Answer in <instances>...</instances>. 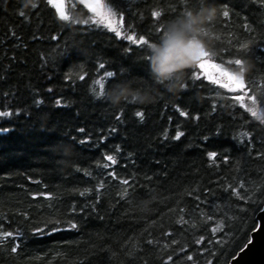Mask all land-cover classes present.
<instances>
[{"label":"trees","instance_id":"16d2710c","mask_svg":"<svg viewBox=\"0 0 264 264\" xmlns=\"http://www.w3.org/2000/svg\"><path fill=\"white\" fill-rule=\"evenodd\" d=\"M104 1L124 18L126 34L150 43L169 20L200 6ZM209 3L219 9L211 59L232 72L238 66L229 60L250 61L244 93L257 98L260 115L205 78L174 95L163 92L153 104L113 107L97 99L96 82L107 90L106 73L121 68V80L149 81L148 46L115 36L77 0H67V21L48 0H0V264H231L250 245L264 210V0ZM153 11L164 13L160 31ZM137 110L145 112L142 121ZM177 131L184 132L180 140L172 139ZM73 137V148L50 150ZM108 154L115 165L103 158ZM69 219L79 228L68 229ZM56 220L62 230L51 232ZM35 227L46 234H33Z\"/></svg>","mask_w":264,"mask_h":264},{"label":"clouds","instance_id":"9594fccd","mask_svg":"<svg viewBox=\"0 0 264 264\" xmlns=\"http://www.w3.org/2000/svg\"><path fill=\"white\" fill-rule=\"evenodd\" d=\"M199 5L196 9L186 8L169 20L158 40L150 44L147 57L150 80L118 81L106 90L108 103L113 107L124 103L149 105L157 102L163 92L174 95L184 89L188 71L197 63L192 58L193 51L202 49L212 56L218 54L213 46L212 26L219 9L209 0H199ZM250 69V61L243 59L233 73L245 80Z\"/></svg>","mask_w":264,"mask_h":264},{"label":"snow or ice","instance_id":"6c2138e0","mask_svg":"<svg viewBox=\"0 0 264 264\" xmlns=\"http://www.w3.org/2000/svg\"><path fill=\"white\" fill-rule=\"evenodd\" d=\"M48 3L52 4L53 0H48ZM25 7H27V5H25ZM32 7L36 8L37 5L33 4ZM88 7H89L90 11L93 12V13H96L98 11L97 8H94L91 5H89ZM113 11H114L113 9L109 8V12L110 13H112ZM163 14L164 13H162L160 11H153L151 13L152 18L156 22V27H155L156 31H160L161 30L159 28V19L162 17ZM101 15H103V13H101ZM222 15L224 17H228L229 13H228V11H223ZM19 16L20 17H24L25 13L23 11H21V12H19ZM59 18L61 20H64V21H67L69 19V17L65 13H60L59 14ZM120 19H121V23H125L123 17H121ZM77 23H79V21H77ZM87 23H88V21H84V24H87ZM97 23H99V21H97ZM109 27H110V25H109ZM112 31L114 32L115 36L121 37L123 39H126V40L130 41L132 44L144 45V46H148V47L151 44L150 41H149V38L146 35L137 36L136 34H125L122 31H116L115 28H113ZM53 39H56V37H53ZM240 48H241V50L247 49L248 45L247 44H243V45L240 46ZM126 51L131 52L132 49L129 48ZM195 55L199 56V59H197V63L195 64V66L188 71V77H187V80L185 81V84H184V89H186V90L187 89H191V88H193V87H195L197 85H203L204 84V78L199 75V70L200 69H206L208 67V65L206 63H204V62H201V61L209 60L212 57V55L210 53H208V52H205L203 55H200L197 52V53H195ZM228 55H231V53H228ZM242 60H243L242 58H235L234 60H229L228 63L238 66V65H240L242 63ZM100 67L103 68L104 65L101 64ZM211 67L215 68L217 73L219 74V79H217L211 73H207V79H208V81H209V83L211 85L219 86V87H221L223 89H226V90H229V91H237V90H245L246 89L247 85H246L245 80L239 79L233 72H231V71L227 70L226 68L222 67L220 64H211ZM123 72H125V69L121 68L120 69V73H123ZM120 73H116V72H113V71H108L106 73L107 77L112 78V80L109 81V85L110 86L114 85L115 83H117L118 81L121 80ZM79 78H80V80H83L85 77L83 75H81ZM69 79H70V77H69ZM96 83H98L99 86H100V91L97 93V99L104 98L105 95H106V86L103 83H101L100 81H97ZM52 91H53V89H51V88L48 89V92H52ZM93 91H96V90L93 89ZM234 99L241 100V99H243V97L237 95L236 97H234ZM251 99H252L253 103H257V98L255 96H252ZM62 100H63L62 97L56 99L55 100V105H58V106L62 105ZM37 103H43V101H37ZM260 103L264 104V99L260 100ZM174 106L176 107V110L179 112V114L181 116L187 117L189 115V112L183 110L180 106H178V105H174ZM249 111H251V110L249 109ZM251 114L253 116H256L255 112H252ZM0 115H5V113H0ZM134 115L136 117H139L140 120L142 121L144 119V117H145V112L137 110V111H135ZM122 117H123V109H119L117 111V113L114 114V119H116L119 122V121H121ZM193 118L196 119V120H199L200 116L196 115ZM262 122H264V119H262ZM78 131L80 133H83V132H85V129L83 127H81V128L78 129ZM110 131L111 132H115V131H117V129L116 128H112V129H110ZM220 131H221L220 129H217V134H219ZM182 136H184V132L183 131H177L175 136L172 137V139L180 140V138ZM90 138L91 137H88L87 139H84V140H80L79 143L80 144H86L88 142V139H90ZM101 139L105 140V139H107V137H103L102 136ZM164 139L167 140L168 136L165 135ZM205 139H208V137H205ZM74 142H75V138L74 137L71 140H68V141H63V140L62 141H57L53 145L50 146V150L53 151V152H56L58 149L66 147V146H69V147L73 148L74 147ZM118 150H119V147L117 146V151ZM216 155H217L216 152H209L208 153L209 157H216ZM103 158L106 159L107 161H110L111 164H113V165H115L117 163L116 158L113 155H111V154L105 155ZM104 167L107 168L108 165L105 164ZM112 175H115V173H113ZM122 183H123V185L128 186L130 184V181L128 179H124L122 181ZM101 187H103V184H101ZM85 191H91V190L90 189H86ZM233 191H235V189H233ZM235 194L237 196L240 195V193L238 191H236ZM80 195L81 196L85 195V192H80ZM123 195L124 196L130 195L129 191L127 190V187L125 188V191H124ZM91 207H92L93 210H95L96 205L93 204V205H91ZM73 211L75 212V208H73ZM80 211L83 212L84 209L81 208ZM209 219H211V217H209ZM61 223L62 222L59 221V220L51 222V226H50L51 232L61 231L62 229L59 227V225ZM63 223L67 224L68 229H78L79 228V224L77 222H75L74 220H72V219L64 221ZM47 227H49V225L46 223L45 224V228H47ZM45 228L35 227L33 229V234L44 235V234H46L45 233ZM212 231L215 232V231H217V229L213 228ZM5 235L8 236V237H12L13 233L8 232V233H5ZM20 235H23V233H20ZM203 239L204 238L201 237L199 240L196 241V243H201L203 241ZM148 243L151 244L152 241L149 240ZM174 243H175V241H174ZM10 250H11L12 253H17L18 246L14 245V246L11 247ZM187 258H188V260H192L193 259L192 256H188ZM168 259H169V261H171L173 258L171 256H169ZM209 264H211V262H209Z\"/></svg>","mask_w":264,"mask_h":264},{"label":"rangeland","instance_id":"374dc122","mask_svg":"<svg viewBox=\"0 0 264 264\" xmlns=\"http://www.w3.org/2000/svg\"><path fill=\"white\" fill-rule=\"evenodd\" d=\"M88 9H89V5H91L92 7L94 8H97L98 11L95 13L100 22L109 27V28H115L117 31H119V25H120V22L117 18V16L115 15L114 12L110 13L109 12V6L103 1V0H80ZM55 8L57 9V11L59 13H65L67 15V12H66V0H53V3H52ZM90 10V9H89ZM101 13H103V15H101ZM100 25V24H99ZM102 26V25H101ZM195 53H197L196 51H193V53L191 54L192 55V58L194 60H197L199 59V56L195 55ZM200 55H203L205 53V51H203L202 49L198 52ZM201 62H204L208 65V67L206 69H200L199 70V75L201 77H205L207 78V73H211L214 77H216L218 79V73L216 71L215 68L211 67V64H214L212 63L210 60H204V61H201ZM238 91H241V90H237V91H231L233 93L235 92H238ZM243 102V105L248 107L251 111H254L255 110V103L252 102V99L248 100L247 102L242 100ZM257 108V107H256ZM257 111H258V114L256 115H260L261 114V111L257 108ZM257 111L255 110V112L257 113Z\"/></svg>","mask_w":264,"mask_h":264},{"label":"water","instance_id":"95a60500","mask_svg":"<svg viewBox=\"0 0 264 264\" xmlns=\"http://www.w3.org/2000/svg\"><path fill=\"white\" fill-rule=\"evenodd\" d=\"M259 220L261 228L254 234V242L232 264H264V212Z\"/></svg>","mask_w":264,"mask_h":264}]
</instances>
